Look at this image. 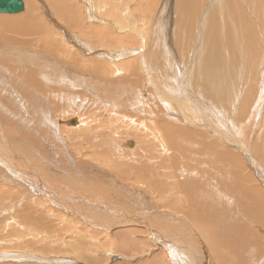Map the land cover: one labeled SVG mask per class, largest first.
Returning a JSON list of instances; mask_svg holds the SVG:
<instances>
[{"label":"bare ground","instance_id":"6f19581e","mask_svg":"<svg viewBox=\"0 0 264 264\" xmlns=\"http://www.w3.org/2000/svg\"><path fill=\"white\" fill-rule=\"evenodd\" d=\"M19 1L0 13L31 32L20 43L0 34V213L9 230L0 264H264V142L251 143L264 137V0H148L140 18L119 0ZM49 5L56 29L42 34L33 7ZM32 75L39 85L25 104ZM150 89L163 101H148ZM48 91L55 107L96 105L94 119L57 118L38 94ZM138 97L148 104L127 154L120 147L134 141L107 140L103 125ZM31 127L78 136L56 162L31 145ZM180 190L191 196L175 200Z\"/></svg>","mask_w":264,"mask_h":264},{"label":"rangeland","instance_id":"374dc122","mask_svg":"<svg viewBox=\"0 0 264 264\" xmlns=\"http://www.w3.org/2000/svg\"><path fill=\"white\" fill-rule=\"evenodd\" d=\"M65 1H67L68 3H70V2H73L72 0H65ZM88 1H91V0H88ZM121 3H120V7H121V5H123V4H125V2H127L128 3V6H129V8L128 9H130V10H132V13H134L135 11L137 12V13H135L134 14V16L137 14V17L138 18H140V15H141V17H142V14L143 15H145V9L143 8V7H141L140 5H142V4H145V3H150L148 0H119ZM152 1V0H151ZM157 1H159V0H157ZM45 2L47 3V5H48V2H49V0H45ZM92 2V1H91ZM103 3H105L106 2V0H103L102 1ZM116 2H118V1H116ZM154 2H155V0H154ZM126 3V4H127ZM92 4V3H91ZM151 6H153L152 4H151ZM49 7H50V5H49ZM153 7H155L156 8V3L154 4V6ZM153 7H152V9H153ZM168 7H169V5H168ZM51 8V9H50ZM50 8H47V10H46V12L44 13V12H42L41 10H39V9H37L36 7H33V13H34V15L36 16V18H37V20H38V23H39V25L40 26H42L43 27V30H40V33H42V34H45V33H48L49 32V30L52 28V27H54V30L56 29V23H57V21H54V17H55V12L52 10V7H50ZM151 9V10H152ZM120 10H122V9H119L118 11H119V13H120ZM150 10V11H151ZM145 11V12H144ZM122 12V11H121ZM1 13V12H0ZM64 14V13H63ZM195 15H198V14H195ZM6 17V15H2V14H0V34H2V33H4V32H8L9 34H8V38L10 39V40H13V41H16V42H18V43H20L21 42V37L22 36H25L27 33H30L31 34V32H27L24 28H22V27H20L19 25H14V26H11L12 24H11V20H8V19H6L5 18ZM125 18L123 17V20H124ZM123 22H125V20L123 21ZM143 21H141V23H142ZM122 24V20L121 19H118V26L119 25H121ZM124 24V23H123ZM122 24V25H123ZM147 25V22H145V23H142V25L139 23V25H138V27L140 28V29H143L145 26ZM142 26V27H141ZM168 27V26H167ZM166 28V27H165ZM169 28V27H168ZM222 31H225L227 34H228V29L227 28H223V29H221ZM91 31L95 34V30L93 29V28H91ZM141 31V30H140ZM137 34V33H136ZM135 34V35H136ZM236 37H239L240 36V34H239V32L238 31H236L235 33H233ZM138 38H140V36H138L137 35V37H135L134 39H135V41L134 42H136L137 43V40H138ZM112 38H107L106 40H105V42H107L108 40H111ZM141 41H142V39H140V41H139V43H138V45L137 46H139V44L141 43ZM32 43H37V41L36 40H32L31 41ZM40 44H42V42H39ZM28 46V47H27ZM30 46V47H29ZM31 46H33V45H25L24 46V48H26V49H30V50H33V48L35 49V50H37V48H36V46H34V47H31ZM32 48V49H31ZM68 57V56H67ZM258 59L259 60H261L262 59V56L259 54V57H258ZM9 69L11 70V72H12V76H14V77H16V78H19V79H22V78H24L25 76H26V74H25V72H24V70H22L21 68H19V67H12V66H10L9 67ZM169 80H173V78L170 76V75H168V77H167ZM94 78H91V82H93L94 80H93ZM37 85H39V80H38V78L37 77H34L33 75L31 76V81L28 83V89L23 93V103H25V104H32V97H33V95L36 93V87H37ZM177 84H174V85H170V86H176ZM59 90H65V89H63V88H58ZM191 91L193 92V93H195V94H198V92H201V91H203V93H204V96H207V97H209L210 98V92L208 91V93L206 92V90H204V88H202L201 86H199V85H196L195 87H193L192 85H191ZM111 93H112V91H110ZM149 93H150V96L149 97H146V99L148 100V101H152V100H154V99H156V101H159V102H162L163 101V99L161 98V95L160 94H158L157 92H154V91H152L151 89L148 91ZM61 93H65V94H67V95H69V94H71L70 92H68V91H62ZM38 94H40L41 96H47L48 97V99H47V102H48V104H49V106H50V110H51V113L54 115V116H56L57 118L59 117L60 119L61 118H65V119H67V120H69V119H71V118H73V116L74 115H76V114H78L77 112H80V114H82L85 118H87L88 120H92V119H94V113H95V109H96V105L95 106H88V107H85V108H77L78 106L76 105H74L71 109H67V108H64V107H61V108H59V107H55L56 106V104L52 101V99H53V92H51V91H48V92H45V93H38ZM138 94L140 95V96H142V94L138 91ZM72 95V94H71ZM70 95V96H71ZM203 96V99H205V97ZM143 97V96H142ZM79 98L81 99V100H87V99H89V98H91V96L88 94V92H86V91H82L80 94H79ZM136 101H137V103L139 102V104H138V107H136V109H133V108H129V105H127V106H125V107H122V106H120V109L119 108H116L115 110H113V113H114V115H115V117H114V122H113V126H108L107 124H105V125H103L105 128H104V133H103V135H106V134H109L107 137H106V139L107 140H115L117 143L120 141V137L121 136H124V135H128L134 142H133V145H131L130 144V142H128L127 143V145L126 146H122V147H120L121 148V150L123 149V148H125L126 150H127V154H128V151H132V150H136L137 148L135 147L136 146V143L139 141V139H138V130H137V127L136 126H138V124L139 123H141V120H144L145 118H144V112H145V109H140V107H143V105L142 104H140V102H143V103H147V102H145L142 98H140V97H138L137 99H136ZM148 104V103H147ZM59 108V109H58ZM13 109V108H12ZM17 110H20V108H19V106H18V108H16ZM58 109V110H57ZM78 109H79V111H78ZM14 110V109H13ZM57 111V112H56ZM74 113H76V114H74ZM140 113L143 115V117H141V115H140ZM74 114V115H73ZM59 115V116H58ZM23 116H25V115H23ZM61 116V117H60ZM63 116V117H62ZM130 119H134L135 120V123H132V121L130 120ZM66 120V121H67ZM61 120H59V123H61L60 122ZM103 120H100V121H98V122H96L95 123V125H97V126H100L101 125V122H102ZM145 123H150V124H152L151 122H149V121H146ZM153 125V129H155V130H158V131H160V132H162L161 130H160V128L158 127V126H156V125H154V124H152ZM227 125V124H226ZM73 126V125H72ZM31 129V133H29V135H28V138H29V136H30V138L29 139H31V145H32V143H33V146H35L36 147V149L38 150V151H42L43 150V152L45 153V154H47V155H51L52 156V154H54L53 155V157L55 158V161L56 162H58V160L60 159V157L61 158H63V157H66V155H67V153L68 152H70V151H72V146H73V139H75L78 135L77 134H75V133H72L71 134V136L68 134L69 132L66 130V129H64V128H59V129H57V130H55L54 128L53 129H50L51 130V132H50V134H49V136H47L46 134H45V132L43 133V134H45V135H42V132H43V130H41L40 128H38V127H34V128H30ZM35 131V132H34ZM42 131V132H41ZM150 131L149 130H146V132H144V133H141L140 135H141V137L143 138V139H149L150 138V133H149ZM54 134V136L55 137H57L58 135H59V138L61 137L60 135H63V136H65L64 138L63 137H61L60 139H62V140H59L58 138L56 139L54 136H52ZM85 134V133H84ZM35 135V136H34ZM40 135V136H39ZM42 135V136H41ZM86 136H89V133H86L85 134ZM34 136V137H33ZM85 136V137H86ZM40 137H41V139H40ZM47 137V138H46ZM51 137V139H49ZM71 137V138H70ZM55 138V139H54ZM260 138L263 140V142H264V137H262V136H260L259 138H257L256 140H254L253 142H251V143H259V140H260ZM44 139V140H43ZM71 139V140H70ZM58 140V141H57ZM136 140V141H135ZM44 141V142H43ZM34 142H35V144H34ZM43 142V143H42ZM57 142V143H56ZM46 143H49V144H46ZM250 143V144H251ZM36 144L38 145V146H36ZM57 146H56V145ZM44 145V146H43ZM47 145V146H46ZM50 147H49V146ZM90 145H92L91 143H90ZM54 146V147H53ZM44 147V148H43ZM47 148V149H46ZM52 148V149H51ZM77 150H78V148H77ZM51 153H50V152ZM54 151V152H53ZM59 151V152H58ZM68 151V152H67ZM86 151H87V149H83V153L85 154L86 153ZM61 153V154H60ZM79 154H81V152H79ZM84 154H81V155H84ZM118 154L120 155L121 154V152H119V150H118ZM55 155H57V156H55ZM59 155V156H58ZM149 156V155H148ZM57 157H58V159H57ZM84 157H86V158H88V159H90V161H91V158L89 157V156H87V155H85ZM103 157H104V159H106L109 163H111L113 166H115V165H117L118 166V163H117V157H114V159H111V157L108 155V154H106L105 152H104V154H103ZM130 158H134L132 155H131V153H130ZM43 161V160H42ZM53 162L52 161V163H53V165H55V168L56 169H60L61 170V168L58 166V165H56V162ZM55 163V164H54ZM73 163L71 162V165H72ZM116 167V166H115ZM166 173H171V171L170 170H166ZM183 187V186H182ZM183 188H185V187H183ZM170 191H173V184H172V181H171V183H170ZM189 191V190H188ZM153 192V191H152ZM153 195L155 196V198H157L156 197V195L154 194V192H153ZM191 196V194H190V192H187L186 190H180L179 191V194H178V196H176L174 199L176 200V199H178L179 197H190ZM160 199H163L164 201H166L167 200V198H164V197H161ZM160 205H161V209H163V208H165V207H168V205H166V202H160L159 203ZM173 212H176V211H173ZM17 214H18V212H13L12 214L10 213V214H8V216H12L13 215V217H15V215L17 216ZM13 217H8L9 218V220L11 221V219L13 218ZM255 217V216H254ZM253 217V218H254ZM6 216L4 215V214H2V213H0V231H3L1 234H0V241H4V240H7L8 239V234H9V230H8V228H7V230H6ZM6 226V227H5ZM263 231H264V226H262V225H260L259 226ZM52 227H51V231L49 232V236H52ZM259 234H261L263 237H264V234L263 233H259ZM98 251H99V253H100V250L98 249ZM29 252H32L31 250H29ZM73 255H74V258L75 259H79V255H77V254H75V253H73ZM162 258H163V262H164V255H162Z\"/></svg>","mask_w":264,"mask_h":264},{"label":"water","instance_id":"95a60500","mask_svg":"<svg viewBox=\"0 0 264 264\" xmlns=\"http://www.w3.org/2000/svg\"><path fill=\"white\" fill-rule=\"evenodd\" d=\"M21 8L19 0H0V12H15Z\"/></svg>","mask_w":264,"mask_h":264}]
</instances>
